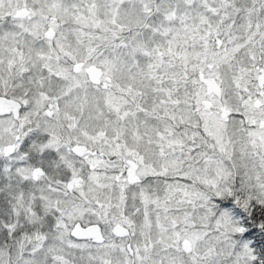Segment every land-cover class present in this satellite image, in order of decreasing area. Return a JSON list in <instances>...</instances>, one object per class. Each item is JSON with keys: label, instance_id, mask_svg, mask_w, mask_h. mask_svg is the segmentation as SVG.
Instances as JSON below:
<instances>
[{"label": "snow or ice", "instance_id": "obj_1", "mask_svg": "<svg viewBox=\"0 0 264 264\" xmlns=\"http://www.w3.org/2000/svg\"><path fill=\"white\" fill-rule=\"evenodd\" d=\"M0 264H264V0H0Z\"/></svg>", "mask_w": 264, "mask_h": 264}]
</instances>
